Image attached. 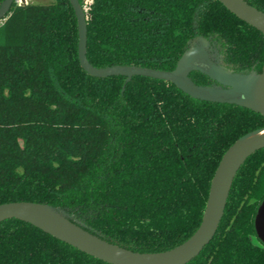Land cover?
Segmentation results:
<instances>
[{
  "label": "trees",
  "instance_id": "16d2710c",
  "mask_svg": "<svg viewBox=\"0 0 264 264\" xmlns=\"http://www.w3.org/2000/svg\"><path fill=\"white\" fill-rule=\"evenodd\" d=\"M245 1L264 12V0ZM80 2L95 67L173 70L201 35L221 42L227 69L263 71L264 35L219 0ZM78 44L70 0H15L0 23V204H49L126 249L170 250L199 228L227 149L264 128V116L162 79L92 76ZM263 200L264 148L237 172L218 231L187 264H264L254 241ZM0 264L110 263L11 218L0 222Z\"/></svg>",
  "mask_w": 264,
  "mask_h": 264
},
{
  "label": "water",
  "instance_id": "95a60500",
  "mask_svg": "<svg viewBox=\"0 0 264 264\" xmlns=\"http://www.w3.org/2000/svg\"><path fill=\"white\" fill-rule=\"evenodd\" d=\"M15 0H4L0 6V22L6 19ZM239 19L252 25L264 35V12L245 0H219ZM23 3L26 0H22ZM75 11L81 66L92 76L121 75L129 82L141 75L174 83L193 98L235 104L252 109L264 116V67L261 73L235 72L209 56V41L204 36L195 37L182 54L173 70H161L136 65L95 67L87 57L88 27L86 11L80 0H70ZM197 42H199L197 44ZM199 71L218 85H198L190 77ZM123 86V90L125 88ZM264 148V128L254 130L236 140L223 155L211 181L209 197L202 222L194 234L182 244L163 252H136L111 243L89 231L86 226L59 207L33 201H13L0 204V222L16 218L28 222L53 237L72 245L93 257L110 264H187L196 258L214 238L227 205L234 178L245 161ZM255 229L264 243V201L261 203Z\"/></svg>",
  "mask_w": 264,
  "mask_h": 264
},
{
  "label": "flooded vegetation",
  "instance_id": "af4514ba",
  "mask_svg": "<svg viewBox=\"0 0 264 264\" xmlns=\"http://www.w3.org/2000/svg\"><path fill=\"white\" fill-rule=\"evenodd\" d=\"M27 2V1H26ZM25 2V3H26ZM23 3V2H22ZM84 9H85V11H87V7H84ZM87 15V14H86ZM5 20V19H4ZM4 20H2V21H4ZM1 21V22H2ZM0 22V23H1ZM199 36H201V35H199ZM196 37H198V36H196ZM195 38V37H194ZM193 38V39H194ZM208 39V38H207ZM208 41H209V47H208V52H209V56L210 57H217V59H219V61H217L215 58V61H217V62H219V63H221L222 65H223V62L221 61L222 60V57H227L226 56V54H225V49H224V47L222 46V44H221V42L218 40V39H216V38H212V39H208ZM196 72H199V71H192L191 73H190V76H191V74L192 73H196ZM201 73V72H200ZM203 74V73H202ZM205 75V74H204ZM207 76V75H206ZM210 80H212L214 83L213 84H210V85H218V83L215 81V80H213V79H211L209 76H207ZM264 201V200H263ZM262 201V202H263ZM261 202V203H262ZM261 203H260V205H261ZM260 205L258 206V209H259V207H260ZM258 209H257V212H258ZM257 212H256V215H257ZM256 215H255V219H256ZM256 230V229H255ZM256 239H257V241L259 242V243H262V241L258 238V236H257V233H256ZM264 244V243H263Z\"/></svg>",
  "mask_w": 264,
  "mask_h": 264
},
{
  "label": "rangeland",
  "instance_id": "374dc122",
  "mask_svg": "<svg viewBox=\"0 0 264 264\" xmlns=\"http://www.w3.org/2000/svg\"><path fill=\"white\" fill-rule=\"evenodd\" d=\"M19 2H22V0H18ZM27 2H30V3H42V4H47V3H51L53 2L54 0H26ZM199 42H197L198 44ZM215 59H217V57H214ZM254 241L255 242H258L257 239L254 237Z\"/></svg>",
  "mask_w": 264,
  "mask_h": 264
}]
</instances>
